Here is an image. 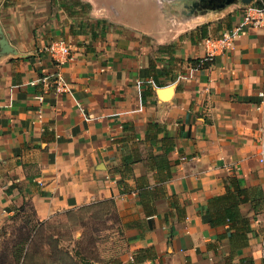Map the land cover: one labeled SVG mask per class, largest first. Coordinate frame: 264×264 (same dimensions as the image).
<instances>
[{
  "label": "crops",
  "instance_id": "1",
  "mask_svg": "<svg viewBox=\"0 0 264 264\" xmlns=\"http://www.w3.org/2000/svg\"><path fill=\"white\" fill-rule=\"evenodd\" d=\"M257 1L0 0V223L27 205L44 220L113 198L124 243L105 259L150 247L146 264H264V28L245 27L211 59L203 44ZM55 40L73 54L60 66L46 49ZM56 73L63 93L39 82ZM231 177L248 193L236 248L238 226L206 212Z\"/></svg>",
  "mask_w": 264,
  "mask_h": 264
},
{
  "label": "rangeland",
  "instance_id": "2",
  "mask_svg": "<svg viewBox=\"0 0 264 264\" xmlns=\"http://www.w3.org/2000/svg\"><path fill=\"white\" fill-rule=\"evenodd\" d=\"M92 203L44 220L30 205L8 215L0 223V264H110L101 255L123 247V226L116 209ZM22 249L26 257L18 259Z\"/></svg>",
  "mask_w": 264,
  "mask_h": 264
},
{
  "label": "trees",
  "instance_id": "3",
  "mask_svg": "<svg viewBox=\"0 0 264 264\" xmlns=\"http://www.w3.org/2000/svg\"><path fill=\"white\" fill-rule=\"evenodd\" d=\"M256 4H260V0L257 1ZM161 48L162 47H159V49ZM188 61L191 62V64L198 63V59L188 58ZM148 69L149 71H152L154 72V74L157 75V72L154 71V64L152 60L149 62ZM164 166L166 168H169V162H165ZM169 176L170 172L167 173V178ZM230 181L231 184L234 186L232 190L227 187L225 194L210 198L208 201L206 212L209 215V221L212 225L217 226L229 223V226L231 225L230 229H234L235 226L233 225L238 226L236 227V229L233 230V232H231L229 236V239L233 238V248H236L245 245L247 241L246 231L249 230V220L247 217L241 215L240 210L238 208V204L241 201H246L248 199V193L246 192V188L243 185H240L239 182H237V178L231 177ZM144 194L147 195L146 192ZM94 203L98 205L107 203L110 205V207L115 210V201L113 198L96 201L92 204ZM71 210L73 209H67L63 212L65 215H68L70 212H72ZM106 213L107 212H103V214ZM23 250L24 249L18 252V256L16 255L18 259L22 256ZM22 257L24 259V257H26V253ZM155 257L156 255L152 248L144 247L137 249L134 252L131 260L122 261L120 259L114 258L110 261V264H146L145 261L147 259H152ZM236 264H252V261L249 257H247L241 259L240 262Z\"/></svg>",
  "mask_w": 264,
  "mask_h": 264
},
{
  "label": "built area",
  "instance_id": "4",
  "mask_svg": "<svg viewBox=\"0 0 264 264\" xmlns=\"http://www.w3.org/2000/svg\"><path fill=\"white\" fill-rule=\"evenodd\" d=\"M243 15L241 19L230 29L224 31L217 37H206L203 39V44L206 49V58L211 59L217 53L233 45V41L243 32L248 26H262L264 28V1L260 4L248 5L243 7ZM47 51L51 58L60 66L64 61L72 59L73 54L71 47L64 40L52 41L47 46ZM39 82L45 88L54 90L56 93H63L67 90V85L63 77L56 73L53 76L43 74L39 78ZM259 101L255 104V110L264 111V90L257 92ZM42 96L39 100H42ZM256 145L255 153L258 155L260 161L264 159V137L263 131L260 130L255 136Z\"/></svg>",
  "mask_w": 264,
  "mask_h": 264
},
{
  "label": "water",
  "instance_id": "5",
  "mask_svg": "<svg viewBox=\"0 0 264 264\" xmlns=\"http://www.w3.org/2000/svg\"><path fill=\"white\" fill-rule=\"evenodd\" d=\"M195 2L196 4L198 2L199 3L201 2V5L211 6V8H224L227 6H231L232 4H235L236 2H241L243 4H246L249 2V0H219L217 2H213V0H195ZM199 3L197 5H199ZM0 47L4 49V51H9L6 41L1 38H0Z\"/></svg>",
  "mask_w": 264,
  "mask_h": 264
},
{
  "label": "flooded vegetation",
  "instance_id": "6",
  "mask_svg": "<svg viewBox=\"0 0 264 264\" xmlns=\"http://www.w3.org/2000/svg\"><path fill=\"white\" fill-rule=\"evenodd\" d=\"M217 1H219V0H213V2H217Z\"/></svg>",
  "mask_w": 264,
  "mask_h": 264
}]
</instances>
